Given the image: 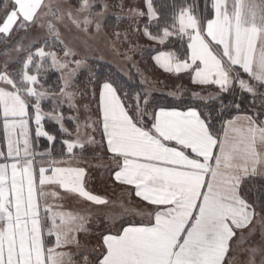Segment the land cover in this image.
Instances as JSON below:
<instances>
[{
    "label": "snow or ice",
    "instance_id": "1",
    "mask_svg": "<svg viewBox=\"0 0 264 264\" xmlns=\"http://www.w3.org/2000/svg\"><path fill=\"white\" fill-rule=\"evenodd\" d=\"M107 7L101 4L95 11L96 0H77L62 12L49 0H12L0 18L3 41L11 42L20 30L27 34L45 28L54 38L52 44L45 40L35 47L15 45L13 50L24 54L14 60L19 67L9 71L6 61L0 69V113L7 137L6 152L0 150L5 161L0 162V264H76L67 249L80 248L77 237L88 232L89 215L53 211L48 198L60 199L59 189L95 205L109 204L106 197L86 189V168L73 164L78 159L75 149L83 153L86 145L96 143L89 130L100 132L101 146L116 165L114 180L132 186L135 196L154 209L147 214L148 223L130 222L103 235L96 260L84 256L85 264H233L234 246L255 236L261 222L258 206L241 194L246 178L264 174L258 173V167L264 168V121L259 114L224 119L227 106L219 94L203 97L193 92L200 101L221 100L217 130L211 113L202 116L196 107L166 110L152 105L147 92L130 97L115 81L100 85L96 120H85L83 134L76 117H67L76 122L71 132L56 110L63 103L60 97L79 110L71 89L86 61L75 58L77 53L60 38L54 21L67 15L77 28L87 32L94 25L99 31ZM146 7V13L130 10L157 22L156 33L145 25L144 35L159 44L174 38L184 46L182 56L160 52L155 57L164 71L187 73L193 84L217 86L219 93L232 94L238 87L255 97L257 87L264 88V0H206L204 11L180 6L171 22H161L153 0H146ZM57 42L62 55L52 50ZM50 71L59 73L58 91L42 83ZM45 100L56 105L51 112H44ZM233 107L239 109V104ZM45 118L69 137L61 141L68 158L55 159L48 148L39 153L48 166L37 167L30 123L34 120L36 137L56 141L44 129ZM260 237L264 241V230ZM247 252V264H257L258 254L264 264V247L252 245Z\"/></svg>",
    "mask_w": 264,
    "mask_h": 264
},
{
    "label": "rangeland",
    "instance_id": "2",
    "mask_svg": "<svg viewBox=\"0 0 264 264\" xmlns=\"http://www.w3.org/2000/svg\"><path fill=\"white\" fill-rule=\"evenodd\" d=\"M49 2L54 5H58L61 11L64 12L69 5H75L77 0H49ZM184 3L185 0H153L154 8L159 14L161 22L165 20L171 22V15L174 9L180 6H187L184 5ZM6 4L7 7H5ZM101 4H107L108 7L104 12V15L100 18L101 27L99 31L95 29L94 25H89L88 31L85 32L82 30V26L81 28H77L67 15L64 16L62 21H54L59 29L60 38L68 45L69 48L73 49L77 53L75 58L86 61V65L82 67L77 74L75 87L71 89L74 93H76L75 103L79 106V110L77 111V109L69 108L68 102L64 100L63 97H60V99L63 100V103L56 108L58 112L63 113L66 118L64 120V126L71 132H74L76 122L68 120L67 117L77 118V121L81 124L82 134L85 120L88 117H91L92 121L96 120L98 87L100 86V82L91 74H96L99 69L98 64L101 62L108 67V74L114 75L118 73L122 77L128 78L129 80H132L133 77L140 79L144 84L141 95L147 92L149 100L155 95H167L172 98L173 103L178 104L184 102L181 101V94L185 92H196L195 90H192L187 77H175L168 75L173 73L166 72L161 67L160 68L162 70L158 67L155 61V55L159 52L167 50L166 48L168 46L174 47V44L182 45V43L181 41L173 38L167 43L165 42V44H159L156 41L149 40L144 35L145 25H149V30L155 34L157 31V22L154 20L150 22L147 15L138 16L134 11L130 10H140L146 13V0H96L95 11L100 10ZM11 6L12 0H4L2 8L3 11L0 13V18L4 16L5 12L10 10ZM45 19H51V17H46ZM53 39L54 38L48 34L46 28L30 30L27 34L23 30H20L12 38L11 42L3 41V39L0 38V69L3 68L6 61L9 64V71L19 67L18 63H15L14 60L18 55L22 57L24 54H18L14 51L13 47L15 45L19 44L27 46L32 44L33 47H35L37 45H42L45 40H47L49 44H52ZM61 49L62 46L58 42L52 47V50L57 51L60 55H62ZM56 74L59 76V73L55 71H50L48 73L47 80L42 81L45 88H51L52 90L56 89L55 91L59 90L62 84L60 79L54 83V87L56 88L47 87V84L50 82L49 76ZM111 78H113V76H111ZM93 90H96L97 93L95 98ZM197 92L203 97H208L209 94H212L213 96L217 94L221 95L219 90L213 89L197 90ZM261 93H264V90L257 88V94L253 97L250 93H241L237 87L232 94V100L230 103L232 104L234 102V97L236 95H239V98L243 94H249L251 96V108L249 112L252 114L255 112L259 114V118H262L264 116V98L261 97ZM214 101L215 100H206L201 101V103L209 105V103H213ZM152 102L153 101L150 100V103L154 105ZM85 105L88 106L87 110L84 107ZM54 107H56V105H54L51 101L45 100L42 102L44 112H51ZM228 109L229 112H231L232 107H228ZM0 115V120L2 122V113H0ZM46 120L55 122L54 120H50L48 118H45L44 121ZM67 121H71L73 123L72 127L65 125ZM89 134L95 136L96 143L90 146L86 145L83 153H81L79 149H75L74 151L76 152L78 159L74 160L73 164L76 165L78 163L79 166L86 168L87 175L85 176V187L88 191L95 195H103V197H106L107 193H109V196L112 197L113 195H116L115 191L109 190L108 192H105L107 190L104 189L107 184V178L110 177L111 171L109 168H106L105 166L103 167V164L101 166L100 157L101 151H103V147L101 146V134L99 131L93 133L91 130H89ZM22 139L23 138L21 137V141ZM65 139H69V137L67 136ZM71 139H75V135H73ZM30 141L32 144L31 131ZM0 150L5 152L7 150L6 134L4 142H0ZM36 153L38 154L35 160L36 166L47 167V161L42 159L39 155V153L44 152ZM0 162L5 161L0 158ZM102 189H104V191H102L101 194ZM57 191H60V199L48 198V204L52 206L53 211L73 212L76 210V200L78 203L81 202L79 199L83 200V198L75 195H65L62 190L57 189ZM83 202L84 203H82V205H78V209L89 215L88 222L91 221L90 224L92 225L90 226L89 223L86 225L88 228L87 233L81 232L78 234L77 238L81 243L80 248L72 247L67 249V251L73 253V259L76 261V264H85L84 256H87L89 262L95 261L101 250V230L108 229L110 231H114L123 223L122 220L127 218L122 215L123 219H121V206L118 207V203H113L115 201L112 199L109 200L108 205H104V208H101L100 205L92 204L91 202L86 203L84 200ZM118 202L120 201L118 200ZM257 211L261 213L258 218L261 222L256 225V235L246 243L234 246V252L231 253L235 257L233 264H247L249 255L247 249L250 246L256 245L264 247V241H262L260 237L261 230H264V211L259 209H257ZM102 216L104 217V221L97 223L100 219L99 217ZM105 220H107L108 223L105 222ZM244 235L247 236L248 233L246 232ZM261 259L262 256L258 254L256 257L257 264H260Z\"/></svg>",
    "mask_w": 264,
    "mask_h": 264
},
{
    "label": "trees",
    "instance_id": "3",
    "mask_svg": "<svg viewBox=\"0 0 264 264\" xmlns=\"http://www.w3.org/2000/svg\"><path fill=\"white\" fill-rule=\"evenodd\" d=\"M205 2L206 0H185L184 5H193L196 8V10L204 11ZM3 5H4V0H0V13L3 11L2 9ZM166 49H173L177 51L180 56H182L184 52V46L178 45V44H174V47L168 46ZM98 67L99 69L97 70L96 74H91V75H93V77L99 80L100 85H102L104 81L111 80L119 84L120 87L123 89V91L127 92L130 97L134 96L135 93H140V94L142 93L144 84L141 82L140 79L133 77L132 80H129L128 78L122 77L118 73L114 75L108 74L107 72L108 67L104 65L102 62L98 64ZM111 76H113V78H111ZM49 80L50 82L47 84V87L56 88L54 87L55 86L54 83L59 81V76L57 74L53 76H49ZM260 89L264 90V88H260ZM232 94L221 93L220 95L221 100L223 101V105L227 106L224 119H227L235 114L252 115V113L249 112L251 108V96L249 94L247 95L243 94L238 98L239 95H236L234 97L235 98L234 102L231 104L230 101L232 100ZM180 98L182 99L180 100L184 102L178 103V104L173 103L172 98H170L167 95H155L150 100L153 101L152 103H154V105L159 106V107H164V108H167V107H183V108L196 107L203 116H206L209 113H211V116L214 118L212 122L215 128L217 130L220 129V123H221L220 111L223 110V105L221 104V100H215L213 103L211 102L209 103V105H205L201 103V101L194 99L192 97L191 92H187V93L185 92L181 94ZM233 104H239V109L236 110V108L233 107ZM228 107H232L231 112H229ZM43 124H44V129L48 131L51 135H54L56 137V141L49 142L47 138L36 137L35 124L32 121L30 123V131H31V139H32V145H33L34 151L45 152L48 148H51L53 151V158L67 159L68 158L67 154H64L63 156L61 155V152L65 153V150H66V146L62 145L61 141L67 138V135L60 131L59 125L55 122L46 120L44 121ZM65 125L68 127H72L73 123L71 121H67ZM4 138H5V133L3 130V121L1 122L0 120V142L1 143L4 142ZM42 159L47 161L46 157ZM241 189H242L241 194L243 195V197L250 204L257 205L258 206L257 209L261 210L260 206H264V179H259V178H254V177L247 178L243 181ZM100 207L104 208L103 205H100ZM100 221H102V219H99L97 223H99Z\"/></svg>",
    "mask_w": 264,
    "mask_h": 264
},
{
    "label": "crops",
    "instance_id": "4",
    "mask_svg": "<svg viewBox=\"0 0 264 264\" xmlns=\"http://www.w3.org/2000/svg\"><path fill=\"white\" fill-rule=\"evenodd\" d=\"M167 42L168 41H166V43ZM163 52H174L177 56H180L179 53L177 51L173 50V49H167V50H165ZM159 53H157L155 55V57L157 55H159ZM158 67L160 68L159 65H158ZM168 75H172V76H175V77H179V76L187 77L188 78V82H189V84L192 87V90H195L196 92H197V90H208V89L219 90L217 86H200V85L193 84L191 82V79H190L189 75L187 73H184V72H181L179 74L173 73V74H168ZM243 78L244 79H248V77H247L246 74L243 75ZM257 88L260 89V87H257ZM165 109L166 110H175V111H187L189 108H183V107H167ZM235 115H245V114H235ZM235 115H233V116H235ZM260 120L264 121V116L262 118H260ZM102 150L103 151H101V157H100L101 158V166L103 164V167L105 166L106 168H109L110 171H111L110 172V177L107 178V184H106V186H105L104 189L107 190L105 192H108L109 190H113L116 193V195H113L112 197H110L109 196V193H107L106 198L108 199V201L110 199H112L113 201H115L113 203H116V204L118 203L117 204L118 207H120L121 205H123V207H121L123 213L121 212V214H120V212H119V214L121 215V219H123L122 218V215H124L123 217H127V218L122 220L123 223L121 225H123V226H129V223L130 222L132 224H135V225H140L142 222L143 223H148L150 217L147 214L149 212L153 211L154 206L149 205L146 201H143L141 198L135 196L134 191L132 190V186L121 185L120 183H118V182H116L114 180V176L112 175V172H113V170L116 169V165H115V163L112 160L109 159L110 153H108L106 151V148L103 147ZM261 172H264V168L258 167V173H261ZM252 177L259 178V179H264V174H257V175H254ZM104 189L101 190V194H102V191H104ZM101 196L103 197V195H101ZM116 199H118L120 202H118V200H116ZM79 200L81 202L78 203L77 200H76L77 206H76V210H74L73 212L84 213V212H82V210H79L78 209L79 208L78 205L79 204L82 205V203H84L83 202L84 199L83 200L79 199ZM84 201L86 203L88 202L86 200H84ZM137 213H140V214H137ZM84 214H86V213H84ZM99 218L102 219V221H104V219H103L104 217L103 216L102 217H99ZM105 222L108 223L107 220H105ZM88 223L90 224L91 221L88 222ZM91 225L92 224H90V226ZM120 226H119V228H120ZM119 228H117L114 231H110L108 229L101 230V233H100L101 244H102V236L103 235H105V234H114ZM245 233H246V231H245Z\"/></svg>",
    "mask_w": 264,
    "mask_h": 264
}]
</instances>
